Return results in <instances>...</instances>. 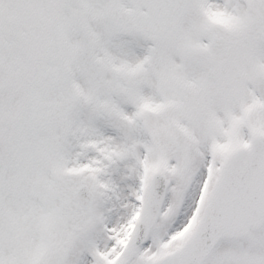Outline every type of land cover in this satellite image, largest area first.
Listing matches in <instances>:
<instances>
[{
	"label": "snow or ice",
	"instance_id": "snow-or-ice-1",
	"mask_svg": "<svg viewBox=\"0 0 264 264\" xmlns=\"http://www.w3.org/2000/svg\"><path fill=\"white\" fill-rule=\"evenodd\" d=\"M0 264H264V0H0Z\"/></svg>",
	"mask_w": 264,
	"mask_h": 264
}]
</instances>
